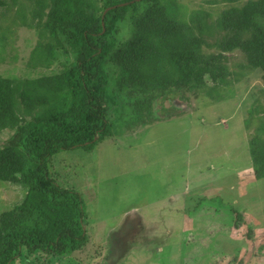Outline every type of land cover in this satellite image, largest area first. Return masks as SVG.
<instances>
[{
    "label": "rangeland",
    "instance_id": "obj_1",
    "mask_svg": "<svg viewBox=\"0 0 264 264\" xmlns=\"http://www.w3.org/2000/svg\"><path fill=\"white\" fill-rule=\"evenodd\" d=\"M247 1L251 0L159 1L167 13L172 3L184 6L186 16L203 11L204 15L198 16L210 30L202 34L195 30L206 45L192 36L199 50L189 59L182 57L181 64L175 63L181 53L170 40L177 42L188 38L186 35L159 36L153 27L150 34L146 32V39L158 46L149 44L143 57L155 54L164 63L156 73L151 71L154 78L168 68L165 71L179 73L185 81H195L192 78L197 75V84L202 81L211 87L212 81L223 78L228 86L221 85L208 94L207 87L202 90L197 85L200 92H196L186 85L188 89L180 94L187 100L165 95L154 103V116L174 113L171 118L145 127L120 126L113 138L94 150H68L53 156L52 178L77 191L86 205V244L61 258L23 253L17 264H264V179L255 178L248 148L258 117L264 115L260 111L264 108V71L247 70L240 51L223 53L215 45L224 36L216 28L222 12ZM95 2L100 14L102 1ZM0 3V33L4 37L0 77L40 78L63 72L73 58L58 49L48 68L31 65L33 48L39 42L50 44L48 31L35 27L36 19L30 15L37 9L36 1ZM21 4L26 24L18 13ZM131 27L128 21L120 23L118 40L127 39ZM160 29V33L169 30L164 24ZM123 58L120 67H124V75L115 67L110 78L121 81L122 97L148 93L130 85V80L162 78L133 76L132 68H138L135 59ZM173 87L166 84L157 90ZM254 108L260 114L251 117ZM12 134L13 130L0 132V149ZM25 193L23 185L0 181V216L20 204Z\"/></svg>",
    "mask_w": 264,
    "mask_h": 264
},
{
    "label": "trees",
    "instance_id": "obj_2",
    "mask_svg": "<svg viewBox=\"0 0 264 264\" xmlns=\"http://www.w3.org/2000/svg\"><path fill=\"white\" fill-rule=\"evenodd\" d=\"M35 1L37 9L34 14L30 11V15L36 19L35 27L48 31L50 44L43 46L39 42L33 48L31 65L48 68L55 49L73 59L56 76L0 77V132L13 130L0 149V181L26 188L20 204L0 216V264H17L23 253L61 258L86 244V205L77 191L60 186L52 178L50 159L68 150H94L113 138L120 126L145 127L174 116L166 112L163 114L168 115L159 112L154 116V103L165 95L187 100L180 93L185 92L186 85L190 91L197 90V75L192 78L195 81H185L178 72L179 75L167 72L165 68L159 77L155 76L162 77L159 81L130 80V85L148 90L137 97H122L121 81L110 78L115 67L119 68V75H124L120 64L124 63L123 57H128L137 63L138 68L131 70L133 76L156 79L154 73L164 63L155 54L143 57L151 44L146 36L152 27L159 36L178 37L181 33L188 37L177 42L170 40V45L181 53L176 64H181L182 57L184 60L196 56L199 49L190 38L195 36L200 42L202 38L195 30L201 34L210 30L198 16L204 15L203 11H191L186 16L184 6L172 3L167 13V8L160 7V0H101L100 14L95 0ZM22 8L21 4L18 13L22 24H26ZM127 21L132 32L127 39L118 40L117 26ZM161 24L169 28L167 33H160ZM216 28L224 32L222 40L215 44L221 52L238 50L245 57L247 70L264 71V0H251L224 10ZM1 33L0 56L4 52ZM202 43L206 45L205 41ZM151 45L158 46L156 42ZM114 52H119V56ZM189 64L197 68L193 62ZM168 78L174 81H166ZM212 82L211 87L202 81L199 86L202 90L209 88V94L228 81L219 78ZM166 84L174 87L157 90ZM261 110L263 113L264 108L260 107ZM258 112L254 108L251 117ZM258 120L259 125L248 141L257 180L264 179V115Z\"/></svg>",
    "mask_w": 264,
    "mask_h": 264
},
{
    "label": "water",
    "instance_id": "obj_3",
    "mask_svg": "<svg viewBox=\"0 0 264 264\" xmlns=\"http://www.w3.org/2000/svg\"><path fill=\"white\" fill-rule=\"evenodd\" d=\"M108 10V9H107ZM169 100L168 101H166L164 104H163V107L166 109V107H168L169 106Z\"/></svg>",
    "mask_w": 264,
    "mask_h": 264
}]
</instances>
